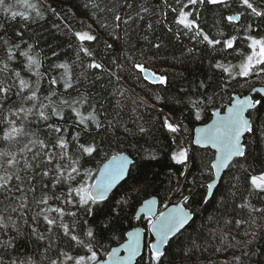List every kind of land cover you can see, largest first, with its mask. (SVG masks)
<instances>
[{"label": "snow or ice", "instance_id": "obj_1", "mask_svg": "<svg viewBox=\"0 0 264 264\" xmlns=\"http://www.w3.org/2000/svg\"><path fill=\"white\" fill-rule=\"evenodd\" d=\"M208 6L232 13H221L216 22H226L225 27H231L237 34L225 35L221 29L217 38L206 30L201 8L211 11ZM42 7L33 0H0V13L4 18L0 23V264H132L141 252L142 239L143 246L151 253L150 264H164L168 256L165 245H169L181 231L191 213L187 207L167 209L165 205L167 210L156 215L153 211L156 201H146L143 211L147 215V227L127 233V242L122 245L127 254L121 256V249L113 248L109 252L105 248L107 235L115 233L120 213L128 203L125 196L115 205H109L106 203L108 194L135 166V158L118 152L111 156L103 169L98 170V176L84 167L87 158L99 154L97 137H110L121 126V120L119 112L113 119L108 118L103 83L100 84L101 91L96 94L87 87L84 91L79 90L81 82L88 81L89 76L93 77L90 85L95 87L105 74L111 83V78L119 81L122 74L133 70L137 78L152 84L169 83L167 75L127 54L131 39L129 27L137 21H144L143 14L149 13L150 9L139 5V10L133 15V9L137 7L135 0H122L118 6L123 9L121 15L117 6L105 5L102 8L96 0H88L84 7L96 10L93 17L98 12L112 13V31L108 32L111 42L104 41L103 50H99L92 46V43H100V37L91 26L86 31H72L65 23L64 28L68 31L64 34L76 42L69 44L76 59L71 64L67 61L52 63L51 70H63L58 76H52L50 70L41 71L49 58L41 54L43 49L36 51L43 37L33 34L29 37L31 43L24 39L29 25L44 20L45 12L61 21L66 20L55 7L48 5L43 11ZM169 14H172L171 20L168 19ZM151 15L159 16L156 25L166 28L170 42H179L187 36L195 45L204 46L202 49L195 45L182 48L180 58L175 59L182 64L207 60L214 74L215 70L220 71L221 88L230 86L231 81L238 77H264V3L256 0H163L159 12L153 11ZM53 27L61 31L59 23ZM100 27L107 30L109 24L104 21ZM155 31L149 20L143 40L159 55L168 44L161 36L149 39L148 33ZM241 33L246 45L244 48L237 44ZM118 40L124 41L121 56L112 57L111 50ZM141 55L146 53L142 51ZM51 56L59 59L60 53L52 49ZM229 56L238 62L232 63ZM73 65L82 69L79 76L73 75ZM112 68L117 71H112ZM22 72L36 79H25ZM178 75L184 79L182 73ZM46 78L48 94L41 96L44 90L40 84ZM212 79L208 77V81ZM61 83L63 91L58 92L53 86ZM198 87L206 89L211 87V83L200 80ZM119 95L123 97L124 92L119 91ZM195 95L197 98L193 99L188 90L181 87L173 100L200 120L207 106L214 103L217 93L196 92ZM161 99L156 97L157 101ZM120 104L118 100L117 106ZM261 108H264V96H233L224 115L215 112L216 119L212 124L196 129L194 143L210 145L216 150L215 159L206 166L208 170L219 177L222 170L235 169L230 191L222 198V203L227 204L229 199L239 200L236 207L248 210L249 221L237 219V225H255L257 221L252 214L264 219V119L259 115ZM147 123H138L135 132L126 127L124 131L131 135H151L152 126L146 127ZM160 127L172 134L174 140L185 131L183 121L170 114L161 119ZM247 134H251L253 139L248 140ZM148 156L156 159L153 152ZM171 159L187 166L188 149L179 147ZM257 164L261 165L258 170ZM202 186L211 192L215 184ZM188 199L184 197L185 201ZM224 223L232 221L225 220ZM149 233L155 237L151 243L147 241ZM252 236L255 239L256 233L253 232ZM30 244L39 247L30 254L21 252ZM41 247L43 252L39 253ZM197 247V240L191 239L188 250ZM101 250L108 256L107 260L101 255ZM37 253L40 259L36 258ZM168 264L173 262L169 260Z\"/></svg>", "mask_w": 264, "mask_h": 264}, {"label": "trees", "instance_id": "obj_2", "mask_svg": "<svg viewBox=\"0 0 264 264\" xmlns=\"http://www.w3.org/2000/svg\"><path fill=\"white\" fill-rule=\"evenodd\" d=\"M34 3L43 5L47 8L48 5L55 7L60 16L66 17V20L61 21L50 12H45V19L38 20L37 23L30 24L29 30L25 33L24 39L29 40L33 34L43 37L39 41V46L36 48L43 56L49 59L45 61L41 71L50 70L52 76H58L63 70H51L52 63L67 61L70 64L76 59L73 47L69 44L76 43L70 38V35L64 33L68 29L64 28V24L70 25L72 31L88 30V27L94 30V33L100 37V43L97 45L92 43L93 47L103 50V42H111L108 32L112 31V13L98 12L96 17H93V12L84 7L88 0H33ZM103 8L117 6V9L123 15V9H119V4L122 0H96ZM172 2V0H170ZM257 3H264V0H256ZM137 5L133 9V15L139 10V5L149 7V13H145L144 21H137L129 27L131 36L128 55L134 56L138 61H143L148 66L152 67L160 74H165L169 78L167 85L152 84L142 78H137L135 70L130 73L122 74L119 81L105 74L102 81L98 82L95 87L90 85L93 77L89 76L88 81H82L79 85V90L84 91L85 87L96 94L101 91L100 84L103 83L106 91L103 95L106 97L104 107L109 114L108 118L113 119L114 114L119 112L121 126L110 137L101 139L97 137V143L100 145L98 155L92 158H87L88 162L84 164L85 168H90L93 174H96L97 169L106 158L118 152H126L131 154V158H135V166L130 168V172L126 173V177L109 192V200L106 201L109 205H115L117 201L125 196L128 197V203L124 205L123 212L120 213L119 220L116 224L115 233H109L104 241L105 248L109 251L111 247L121 243L124 240L126 231L134 225H142L147 227V217L140 215L136 220L135 211L140 202L149 196H155L158 200V206L161 209L165 205L181 201L192 213L190 220L181 229L179 233L170 241L169 245H165L168 249V256L164 259V264H168L169 260L173 264H264V219L256 214H252L256 219V224L243 223L235 224V220L242 219L249 221L250 216L247 209L241 210L236 207L239 200H228L227 204L222 203V198L230 191V181L235 169H224L218 182H216L210 196H205L207 190L202 186L213 177V172H210L206 167L212 161L214 151L209 146H195L192 143L193 128L196 124L207 121L213 108L223 107L230 101L231 94H243L248 92L254 85L263 84L264 77H238L231 81L230 86L221 88V74L219 70H210L207 60L203 63L199 61L180 63L175 58H180L181 49L192 47L195 42L187 36L181 38L177 42L171 40L170 34H167L166 28L156 25V20L159 16H153V11L159 12L162 7L163 0H135ZM211 11H206L201 8L202 20L205 23L206 30L210 31L213 36H218V30H223L225 35L237 33L231 27H225L226 22L217 23L221 13L223 15L232 14L228 10L216 6H208ZM102 18V19H101ZM169 20L172 19V14H169ZM151 20L156 31L148 33L149 39L155 36H161L164 42L168 44L167 48L161 49L159 55H156V50L151 49L143 40L146 33V25ZM243 20V18H242ZM106 21L109 28L105 30L100 27V23ZM4 22L2 13H0V23ZM15 25V22H12ZM59 23L61 31H57L53 25ZM259 23V22H258ZM11 35V32L9 33ZM264 34V31H262ZM123 36V32H120ZM237 44L240 48H244L245 41L243 33ZM31 43V40H29ZM86 44L90 42H85ZM122 40L115 42L114 50H111L112 57L121 56ZM198 48H203V45H195ZM52 49L60 53V58L57 59L51 56ZM146 55H141V52ZM2 55V53H0ZM109 57H106V59ZM87 58H85L86 60ZM122 59V57H121ZM232 63H237L231 56L228 57ZM227 62V61H222ZM112 71L117 69L112 68ZM81 68L73 65V75L79 76ZM95 71V70H93ZM183 74L184 79L178 75ZM24 75L25 79L31 77L35 80V76L31 74ZM213 77L208 81V77ZM200 80H205L211 83V87L201 89L198 87ZM41 88L44 90L40 94L45 96L48 94L47 89L49 84L47 78L41 81ZM58 92H62V83L53 86ZM184 88L196 99V92H206L211 95L216 92L214 103L208 105L200 120H196L191 116L183 105L174 102L173 97L177 95L179 88ZM124 92V96L119 95V91ZM71 91V90H70ZM115 93V95H112ZM73 95H76L73 92ZM252 97H261L257 92L251 94ZM160 96L163 99L156 100ZM186 99V98H185ZM121 101L120 106H117V101ZM139 105V106H138ZM183 108V111L181 109ZM175 115L183 121L185 131H182L178 138L168 133L160 127L161 119L166 115ZM260 118L264 119V108H261ZM142 117L140 120L138 118ZM147 121L145 125L152 126L151 135L140 136L131 135L125 132V127L135 132L137 124ZM259 127V125H257ZM259 133H257V136ZM118 137V139H117ZM247 139L252 140L251 134H247ZM83 140V137H82ZM179 147H185L189 151V161L187 166L178 164L171 159V155ZM149 152L156 155V159H151L148 156ZM261 167L256 165L257 170ZM189 197L188 201L184 197ZM260 206V205H257ZM91 219V218H89ZM225 220H231L232 223L225 224ZM248 233L247 235L245 233ZM256 236L253 239L252 233ZM151 236L147 235L149 242ZM196 239L199 247L188 250L189 241ZM39 247L36 244H30L26 249H21V252L30 254ZM143 252L137 257L135 264H150V250L143 248ZM43 252V248L39 249V253ZM36 254V258L40 259V254ZM103 257L106 254L101 250Z\"/></svg>", "mask_w": 264, "mask_h": 264}, {"label": "water", "instance_id": "obj_3", "mask_svg": "<svg viewBox=\"0 0 264 264\" xmlns=\"http://www.w3.org/2000/svg\"><path fill=\"white\" fill-rule=\"evenodd\" d=\"M255 92H257L258 94L264 96V83H263V84H257V85H254L251 89H249L248 92L244 93V95H243V94H238V93H233V94H231V98H232L233 96H237V97H239V98H243V96H245V95H247V96H252L251 94H253V93H255ZM229 102H230V101H229ZM229 102L223 107L222 110H220V108H219V109H218V108H213V111H212V113H211V116H210V118H209L207 121H204V122H202V123H198V124H196V125L194 126V128H193V133H192V143H193V144H195L194 141H195V137H196V129L201 128V127H204V126H206V125H208V124H212L213 121L216 119V117L213 115V113H215V112H219L221 115H224L225 112H226V108L229 106ZM196 145H197V144H195V146H196ZM197 146H201V145H197ZM201 147H203V146H201ZM209 147H210L211 149H213V151H214V156H213V158H212V161H213V160L215 159V153H216V150H215L214 148H212L210 145H209ZM121 152H122V151H121ZM124 153L127 154L126 152H124ZM116 154H117V153L112 154V155H116ZM112 155H110V156H109L108 158H106L103 162H101V165H100L99 168L97 169L96 174H95L94 176H98V175H99V171H98V170L103 169L104 165L108 163V161L110 160V158H111ZM130 158H131V157H130ZM212 161H211V162H212ZM222 172H223V170L221 171V174H222ZM221 174H220V176H221ZM126 175H127V174H125V175L121 178V180H119V181L117 182V184H119V183H120V182L126 177ZM220 176H219V177H216V176L214 175V172H213V177L210 179V181H207L206 183H213V184L216 185V182H218ZM117 184H116V185H117ZM116 185H115V186H116ZM113 188H114V187H113ZM110 191H111V190H110ZM211 192H212V191H211ZM211 192H207V194H206L205 196H207V197L210 196ZM153 199L156 201L155 205L153 206V211L156 213V215H158L160 212L166 211L167 209H171V208L174 207V206H182V207H185V206L182 204L181 201H178V202H172V203L167 204V209L165 208V206L162 207V208L160 209L159 206H158V200H157V198H155V196H149V197L144 198V199L140 202V204L137 206L136 211H135V218H136V220L139 218L140 215H144L145 217H147V215H146L145 212L143 211V209H144V204H145L146 201H150V200H153ZM188 210H189V209H188ZM189 211H190V210H189ZM190 213H191V211H190ZM191 215H192V213H191ZM191 215H190V217H189V220H190V218H191ZM189 220H188V221H189ZM185 225H186V224H185ZM135 229H145V228H144L142 225H134V226H132L131 228H129V229L126 231L125 236H124V237H125L124 240H123L121 243H119V244L114 245L113 247H111V249H109V252H110L113 248H117V249H121V251L119 252V255H121V256L126 255L127 253H125V252L123 251V249H122V245H124V244L127 242V233H128V232H131V231H134ZM148 235L151 236V239H150L149 243L153 242L154 239H155V237L152 236V234H150V233H149ZM143 243H144V241H143V239H142L141 252H140V254H138V255L136 256V258L133 260L132 264H135V261H136L137 257L140 256V255L142 254V252H143V250H144L143 248H145V247L143 246ZM104 259L107 260V259H108V256L106 255V256L104 257Z\"/></svg>", "mask_w": 264, "mask_h": 264}]
</instances>
